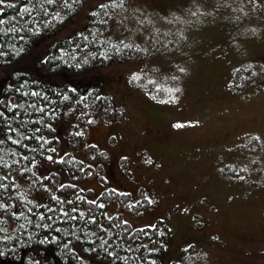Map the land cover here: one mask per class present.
I'll list each match as a JSON object with an SVG mask.
<instances>
[{
  "label": "rangeland",
  "instance_id": "obj_1",
  "mask_svg": "<svg viewBox=\"0 0 264 264\" xmlns=\"http://www.w3.org/2000/svg\"><path fill=\"white\" fill-rule=\"evenodd\" d=\"M108 1L119 2L84 0L73 22L24 59L0 65V98L20 73L46 83L67 82L59 73H43L41 63L55 42L83 30L87 14ZM127 6L118 14L120 25L137 43L162 54H170L168 46L174 53L189 44L229 45L241 29L239 19L249 15L259 21L246 35L264 48V0H127ZM219 56L200 53L191 66L180 61L181 67L175 63L171 70L159 55L93 66L79 77L97 79L96 88L112 98V109L102 107L84 123L71 114L56 128V155L50 156L78 160L69 184L78 187L79 198L107 205L109 215H120L133 229L153 228L159 221L172 228L162 264L183 255L198 264H264V74L253 64H235L236 57ZM220 59L236 75L226 83L217 80ZM223 126L229 142L242 143L222 148L211 163L207 139ZM236 129L244 133L234 139ZM68 172L62 171V182ZM243 191H255V200ZM183 248L190 250L185 254Z\"/></svg>",
  "mask_w": 264,
  "mask_h": 264
},
{
  "label": "trees",
  "instance_id": "obj_2",
  "mask_svg": "<svg viewBox=\"0 0 264 264\" xmlns=\"http://www.w3.org/2000/svg\"><path fill=\"white\" fill-rule=\"evenodd\" d=\"M118 1V0H117ZM84 0H10L0 3V65L27 57L50 34L73 22ZM98 5L80 32L54 43L43 73H59L65 83H46L20 73L12 76L0 98V264H162L173 230L159 221L133 229L108 206L79 198L69 174L78 160L56 155L63 121L78 114L81 123L112 98L96 88L97 79L79 77L93 66L127 58L153 57L120 25L127 0ZM114 112V111H113ZM76 137L77 136H73ZM84 137V136H81ZM53 168H48L47 164ZM62 171H69L62 182ZM79 176V174H75ZM72 176V175H71ZM77 179V178H76ZM189 249L183 248L187 254ZM170 264H198L183 255Z\"/></svg>",
  "mask_w": 264,
  "mask_h": 264
},
{
  "label": "crops",
  "instance_id": "obj_3",
  "mask_svg": "<svg viewBox=\"0 0 264 264\" xmlns=\"http://www.w3.org/2000/svg\"><path fill=\"white\" fill-rule=\"evenodd\" d=\"M254 18L250 21H248L246 24V21ZM233 20V18H232ZM231 20V21H232ZM240 30L235 29V40L226 46H216L215 47H203V46H197L198 44H189L186 45L182 51L178 50V47L174 50V53L167 56L166 58H163V60L166 62L163 65V67H169L170 70L173 69L174 64L176 63V67H181L179 65V62H185L187 67L191 66L193 63H195V58L200 54V53H206V52H213L215 55L220 54L219 58H222L226 55H230L233 59L235 58V64L241 66V65H255V67L262 62V57L264 55V48L262 47L261 50H259L256 45H255V38L253 36H249L248 34L246 35V32L250 30V27L254 24H257L259 21V17H253V15L246 16L245 19L244 17H241L240 19ZM209 33V32H208ZM233 36V34H232ZM196 39L197 36L195 35ZM234 43V44H233ZM240 43V44H238ZM220 65V67H216V70L219 71V74L217 75V80L219 81L218 78H223V82L226 83V80H230L232 78L231 75L236 76L232 74V71L229 72L230 67L228 66L227 62H224L222 59H220L217 63L216 66ZM159 66V65H158ZM162 68V67H161ZM260 72L261 66L258 68ZM168 71V70H167ZM215 71V69H214ZM179 73V74H178ZM174 74H167L166 76L169 77ZM175 75H180V71H176ZM174 75V76H175ZM178 77V76H177ZM226 91L228 93L231 92V90L227 87ZM184 92L181 91L179 93V96H183ZM178 97V99L180 98ZM222 128L223 132L215 136L213 139H207V148L210 147L209 149L212 151L211 153V163H213V160L215 159L216 156L221 155L219 151L222 148L225 147H231L235 142H238L235 144H240L239 140H235L233 142H229L227 140L229 136V130L227 126L220 127ZM176 132V131H175ZM178 132V131H177ZM244 132L242 131H237V129L234 131L232 137L235 139L240 135H243ZM242 165V164H241ZM209 175V173L205 174V177ZM247 193V192H246ZM256 194L255 191L253 193L245 194L244 191L241 192L242 196L253 198V195ZM255 200V199H254Z\"/></svg>",
  "mask_w": 264,
  "mask_h": 264
},
{
  "label": "snow or ice",
  "instance_id": "obj_4",
  "mask_svg": "<svg viewBox=\"0 0 264 264\" xmlns=\"http://www.w3.org/2000/svg\"><path fill=\"white\" fill-rule=\"evenodd\" d=\"M3 2V0H0V3H2ZM0 22H2V21H0ZM4 114L2 113V112H0V116H3ZM182 125H177V127H181ZM0 143H3V141L2 140H0ZM49 159H51V157H49ZM101 207H103V205H101Z\"/></svg>",
  "mask_w": 264,
  "mask_h": 264
},
{
  "label": "flooded vegetation",
  "instance_id": "obj_5",
  "mask_svg": "<svg viewBox=\"0 0 264 264\" xmlns=\"http://www.w3.org/2000/svg\"><path fill=\"white\" fill-rule=\"evenodd\" d=\"M261 66L263 67V70H264V55L262 57V63H261Z\"/></svg>",
  "mask_w": 264,
  "mask_h": 264
}]
</instances>
